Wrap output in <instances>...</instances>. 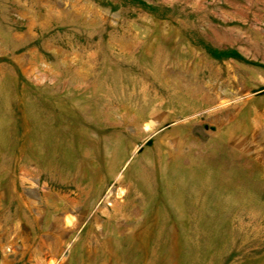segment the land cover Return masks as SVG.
Wrapping results in <instances>:
<instances>
[{
	"label": "rangeland",
	"instance_id": "rangeland-1",
	"mask_svg": "<svg viewBox=\"0 0 264 264\" xmlns=\"http://www.w3.org/2000/svg\"><path fill=\"white\" fill-rule=\"evenodd\" d=\"M0 264H264V0H0Z\"/></svg>",
	"mask_w": 264,
	"mask_h": 264
}]
</instances>
